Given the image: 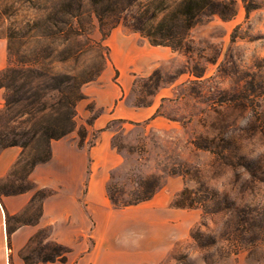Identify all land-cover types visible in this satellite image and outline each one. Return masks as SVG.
Here are the masks:
<instances>
[{
    "label": "rangeland",
    "instance_id": "obj_1",
    "mask_svg": "<svg viewBox=\"0 0 264 264\" xmlns=\"http://www.w3.org/2000/svg\"><path fill=\"white\" fill-rule=\"evenodd\" d=\"M180 1L0 0V39L7 46L0 81H5L10 66L32 75L26 68H35L38 62L33 59L38 58L43 72L78 75L84 81L81 90L99 70L106 48L105 65L111 67L109 35L115 28L123 30L128 44L141 45L143 57H149L148 66L139 58L126 71V100L155 110L152 121L110 122L111 144L122 157L107 182L111 193L118 202L127 201L148 193L156 181L161 184L157 192L169 180V188L176 190L171 206L182 210L185 218L195 217L188 235L158 264H191L186 252L199 253L205 264H264V157L251 160L244 155L264 151V0H213L217 11L200 14L187 29L171 12ZM140 15L157 40V28L181 32L180 46L152 45L125 25ZM163 47L164 53L158 50ZM17 56L25 64L18 63ZM113 75L116 81L115 68ZM29 80L32 87L18 84L15 92L0 87V150L28 139L30 99L40 108L56 95L45 88L52 80ZM29 93L34 97H26ZM91 112L86 123L97 113ZM51 114L49 108L36 112V122ZM249 114L250 124L241 127L237 121ZM79 123L76 111V131L82 128ZM36 143L32 140L31 147ZM29 148L24 151L31 152ZM23 166L14 164L0 179L1 191L26 185ZM139 180L148 183L140 187ZM210 185L221 190H210ZM184 188L198 206L173 205ZM37 206L35 200L11 223L34 220ZM46 236V229L37 231L18 253L25 264L56 255Z\"/></svg>",
    "mask_w": 264,
    "mask_h": 264
},
{
    "label": "crops",
    "instance_id": "obj_2",
    "mask_svg": "<svg viewBox=\"0 0 264 264\" xmlns=\"http://www.w3.org/2000/svg\"><path fill=\"white\" fill-rule=\"evenodd\" d=\"M128 40L123 30L113 29L109 35L111 67L106 64L95 80L81 87L83 98L76 111L79 124L86 129L82 144L76 129L53 139L49 159L31 169L29 179L34 186L51 192L42 199L38 218L34 222L10 221L25 211L34 190L0 194V264H25L18 253L41 229L47 230L45 241L65 246L68 252L65 261L39 264H158L195 223V217L185 218L182 210L171 206L176 190L169 188V180L151 198L135 205L115 208L107 197L110 173L122 160L111 144L113 132L107 125L113 120L138 123L154 119V107H137L126 100L130 87L126 71L139 58L149 64L143 47L130 46ZM158 50L166 52L164 47ZM6 63L7 46L0 39V70ZM114 68L119 74L116 81ZM88 104L97 111L90 124L86 123L92 114ZM20 153L17 146L0 150V179L9 174ZM140 230L146 233L140 247L117 243L123 234Z\"/></svg>",
    "mask_w": 264,
    "mask_h": 264
},
{
    "label": "trees",
    "instance_id": "obj_3",
    "mask_svg": "<svg viewBox=\"0 0 264 264\" xmlns=\"http://www.w3.org/2000/svg\"><path fill=\"white\" fill-rule=\"evenodd\" d=\"M218 6V3L213 0H181L171 11L172 15L177 18V21L182 26V28L187 29L191 26L193 22H195L200 14L202 13H211L216 12V7ZM246 10L249 9L248 6L245 7ZM125 25L130 28L133 31L139 32L141 35L145 36L149 43L152 45H165L169 46L172 49L178 48L181 42V32L179 33L176 29H166L165 32H163V28H157L155 30V34H161V39L157 40L153 38L152 33L149 30L145 29V17L144 15L135 16L133 19V23L128 25L125 23ZM8 49H10L8 47ZM105 58L102 64L99 67V70L97 73L94 74V76L87 79L93 80L99 72L104 68L106 61L108 60V48H106L105 52ZM36 56V55H35ZM17 62L22 63V61L17 56ZM34 61L37 60L36 67H27V71L29 73H32V75H27L22 71V68H15V67H7L5 69V72H9L8 75H5V81L3 79V82L0 81V87H4L7 89V91L15 92L16 87L18 84L20 85H32V81L29 80V76L33 77L34 79L38 78H47L49 80L53 81V84H47L45 88H49L50 90H54L56 92L55 97L52 99V101L47 105L45 103L42 104V107L35 108L34 107V100H31L28 102L29 106V137L28 139L23 142H17L13 141L8 144V146H19L22 150L20 153L19 158L15 162V166L24 163L23 166V173L22 177L24 181L26 182V185L23 187L15 190H0V194H14L23 192L25 190H34V194L31 198L30 204L37 200L38 206H37V216L32 221H21V222H34L38 216L40 215L41 210V201L44 197L48 196L51 192L49 190L45 189H39L36 188L33 184V182L29 179V174L31 169L39 163L45 162L50 157V142L53 139H58L60 137H63L72 131L75 130V105L76 102L83 98V95L80 91V86L84 81H81L78 78V75L75 73H64V74H57L52 73L48 71L43 72V65H41L42 61H39L40 59H33ZM30 62V61H29ZM36 62V61H35ZM25 64V62H24ZM31 64V63H30ZM39 64V65H38ZM4 73V72H3ZM2 74V73H1ZM32 87V86H30ZM26 97H34V93H29ZM7 102L10 103V99H7ZM45 108H49L52 111L51 116L49 119L42 120L41 122H36V112L43 111ZM88 108L91 110L93 109L92 105H89ZM114 121V120H113ZM123 121V120H121ZM91 121H87V124H90ZM112 123V121H111ZM109 123L107 127L110 126ZM78 136L80 137V144H82V140L85 136L86 129L85 127H82L81 129L77 130ZM96 137V136H95ZM36 139L38 143H36L33 147L31 142L32 140ZM43 142L44 146H42L41 142ZM93 143V142H92ZM30 147L29 149L31 152L26 153L24 151V148ZM146 180H139L138 185L140 187H143L144 185H147ZM161 184L160 182L156 181L153 185V188L146 193L143 196L135 197L131 200L127 201H121L118 202V200L113 196L111 193L110 187L108 188L107 185V197L111 203V205L115 208L119 207H125L130 205H135L140 202H143L154 194L155 190L160 188ZM198 201L192 198L188 193L187 189L184 188L179 192L175 200L173 201V205L176 207H195L198 206ZM54 250L56 251L55 256H49L44 259V261L47 260H58V261H65L66 255L68 252V248L59 244L54 243Z\"/></svg>",
    "mask_w": 264,
    "mask_h": 264
},
{
    "label": "clouds",
    "instance_id": "obj_4",
    "mask_svg": "<svg viewBox=\"0 0 264 264\" xmlns=\"http://www.w3.org/2000/svg\"><path fill=\"white\" fill-rule=\"evenodd\" d=\"M251 115H246L244 117H242L240 120L237 121V123L241 126V127H247L250 122H251ZM247 158L251 159V160H258L261 159L262 157H264V151H259L253 154H244ZM210 190H216V191H220L221 188L218 185H210ZM202 231H204L201 228ZM205 232V231H204ZM206 233H210L213 234L211 232H206ZM146 238V233L143 230L140 231H130L128 233L123 234L122 236H120L117 239V243L120 244L121 246L124 247H140L142 241ZM219 242L216 243L215 246L216 247L217 244ZM157 252H159L160 250L157 249ZM189 260L191 262V264H194V262H197V264H205L204 260L202 259L203 256H201L199 253L196 256H193L191 254V252H186Z\"/></svg>",
    "mask_w": 264,
    "mask_h": 264
}]
</instances>
